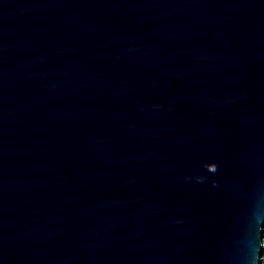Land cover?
I'll use <instances>...</instances> for the list:
<instances>
[{"label":"water","instance_id":"water-1","mask_svg":"<svg viewBox=\"0 0 264 264\" xmlns=\"http://www.w3.org/2000/svg\"><path fill=\"white\" fill-rule=\"evenodd\" d=\"M264 0H0V264H261Z\"/></svg>","mask_w":264,"mask_h":264},{"label":"trees","instance_id":"trees-1","mask_svg":"<svg viewBox=\"0 0 264 264\" xmlns=\"http://www.w3.org/2000/svg\"><path fill=\"white\" fill-rule=\"evenodd\" d=\"M263 245H264V241H263ZM261 264H264V247H263V252H262V262Z\"/></svg>","mask_w":264,"mask_h":264},{"label":"rangeland","instance_id":"rangeland-1","mask_svg":"<svg viewBox=\"0 0 264 264\" xmlns=\"http://www.w3.org/2000/svg\"><path fill=\"white\" fill-rule=\"evenodd\" d=\"M263 241H264V238H263Z\"/></svg>","mask_w":264,"mask_h":264}]
</instances>
